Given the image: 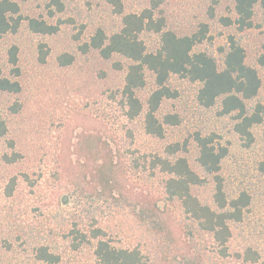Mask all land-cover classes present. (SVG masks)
<instances>
[{
    "label": "rangeland",
    "instance_id": "1",
    "mask_svg": "<svg viewBox=\"0 0 264 264\" xmlns=\"http://www.w3.org/2000/svg\"><path fill=\"white\" fill-rule=\"evenodd\" d=\"M15 1L20 3L24 17H42L53 23L61 19L65 23L60 33L52 37L32 33L27 24L17 34L0 36V63L11 77L15 74L8 51L13 45L20 49L18 67L21 74L17 79L23 84L21 94H0V119L7 117L10 121L7 138L0 136V264H42L35 257V248L42 244L60 255L59 264H99L90 246L74 250L70 239L65 238L74 222L88 225L92 222L91 216L106 228L114 245H141L157 262L155 238L137 223L133 205L141 195H149L155 200L163 198L164 176L151 170V155L162 153L169 144L186 143L188 156L194 163L198 148L193 136L198 131L219 134L220 141L229 149L222 165L229 196L242 190L252 196L247 216L236 229L232 249L238 251L251 245L261 251L264 259V143L259 135L260 127L255 130V142L247 146L234 133L232 117L219 115V107L206 109L200 106L196 100V85L173 77L171 85L179 96L166 101L160 114H176L180 124L167 126L163 140L146 135L140 122L132 124L126 120L118 97L124 71L114 68L113 62L126 63L125 60L116 56L113 61L105 62L98 54L83 56L78 49L99 26L109 32L118 30L121 17L114 14L104 0H63L65 8L62 12L52 5V0ZM123 1L126 12L140 13L150 6V0ZM219 3L214 5L213 0H167L161 9L167 28L179 34H191L198 31L202 23L208 24V39L199 48L207 49L217 57H220L219 48L227 45L230 36L240 40L249 63L256 64L259 69L263 80L262 97L264 68L257 60L264 53V16L259 14L255 18L253 28L240 31L221 21L223 17H235L233 1L220 0ZM51 11L54 17H51ZM143 38L150 50L159 46L158 35L146 33ZM41 43L47 44L49 49L46 64L38 60ZM64 52L77 57L73 66H59L57 57ZM152 84L149 75V85L142 96L148 94ZM14 103L22 105L18 114H13L10 109ZM128 129L132 130L133 136ZM83 131L99 132L104 139L112 136L120 143L124 160L119 181L125 197L121 206L111 198L95 201L92 206L87 193L85 198H80L81 193L88 191L85 172L78 167L76 148ZM8 139H14L16 148L24 156L17 165H8L2 159L4 153L12 152ZM144 158H148V162ZM13 178L17 185L9 195L8 187ZM87 179L91 180L89 174ZM211 188L209 185L199 192L208 202ZM161 205L163 208L164 204ZM168 209L174 228L185 224V215L177 204ZM203 245H207L205 264H235L232 259L224 260L218 256V247L209 237Z\"/></svg>",
    "mask_w": 264,
    "mask_h": 264
},
{
    "label": "trees",
    "instance_id": "2",
    "mask_svg": "<svg viewBox=\"0 0 264 264\" xmlns=\"http://www.w3.org/2000/svg\"><path fill=\"white\" fill-rule=\"evenodd\" d=\"M104 1L114 14L121 17L120 28L109 32L99 26L78 49L83 56L98 54L105 62L113 61L116 56L125 60L126 63L114 61L113 67L124 71L118 97L129 123L140 122L146 135L159 140L165 138L167 126H178V115L160 114L166 101L179 96L171 85L172 78L178 77L196 85V100L200 106L206 109L219 107V115L232 117L234 133L247 146L255 142V130L259 127L264 143V95L260 96L263 80L256 64L249 63L247 51L240 40L230 36L227 45L219 48L220 57H217L207 49L199 48L208 39V24L202 23L199 30L191 34H179L167 28L168 23L161 9L167 0H150V6L140 13L126 12L123 0ZM232 1L235 17L221 18L227 27L249 30L259 14L264 16V0ZM219 2L213 0L214 5ZM51 3L59 12L65 8L63 0H52ZM21 10L18 1L0 0V36L17 34L27 24L32 33L52 37L60 33L65 23L61 19L53 23L42 17H24ZM50 14L54 17L53 11ZM146 33L159 37V46L154 50L148 48L143 38ZM19 52L17 45L8 51L15 74L13 77L5 73L0 63V94L18 95L23 92V84L17 79L21 74ZM39 53L38 60L46 64L49 54L47 44L39 45ZM57 62L60 67L67 68L77 62V57L64 52L57 57ZM257 62L264 68V53ZM149 75L153 84L148 94L142 96L141 93L149 85ZM10 109L13 114H18L22 105L14 103ZM9 122L7 117L0 119V136L3 138L8 136ZM131 131L128 129L133 136ZM193 137L198 148L194 163L188 156L186 143L169 144L162 153L151 155V170L164 176L163 198L155 200L149 195H141L133 205L137 223L155 238L157 262L144 252L141 245H114L106 228L95 216H88L92 222L85 226L80 221L74 222L68 235H65L73 249L90 246L99 264H205L207 245L203 243L209 237L218 247V256L224 260L232 259L235 264H264L261 251L254 246L248 245L238 251L232 249L236 229L247 216L252 196L246 190L232 197L227 193L222 165L229 149L215 132L198 131ZM7 144L12 152L4 153L3 161L11 166L21 163L24 156L16 148L14 139H8ZM76 148L78 167L85 172L88 190L81 193L80 198H85L87 193L91 205L103 198H111L117 206H121L125 197L119 181L124 160L120 143L112 136L104 139L99 132L83 131ZM83 158L84 162L81 161ZM144 159L148 162V158ZM88 174L91 180L87 179ZM25 177L29 180L28 176ZM16 185V178H13L8 187L9 195L15 191ZM209 185L212 188L208 202L200 197L199 192ZM176 204L184 213L186 222L174 228L169 220L171 213L168 208ZM176 233L180 234L179 237ZM35 257L42 264H59L61 261L60 255L44 244L35 248Z\"/></svg>",
    "mask_w": 264,
    "mask_h": 264
}]
</instances>
